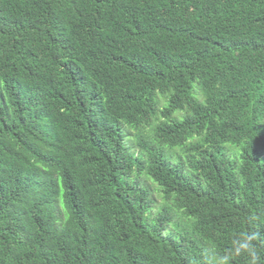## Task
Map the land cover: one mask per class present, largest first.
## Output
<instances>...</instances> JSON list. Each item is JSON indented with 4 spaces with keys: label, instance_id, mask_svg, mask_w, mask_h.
Instances as JSON below:
<instances>
[{
    "label": "trees",
    "instance_id": "1",
    "mask_svg": "<svg viewBox=\"0 0 264 264\" xmlns=\"http://www.w3.org/2000/svg\"><path fill=\"white\" fill-rule=\"evenodd\" d=\"M262 136L264 0H0V264H264Z\"/></svg>",
    "mask_w": 264,
    "mask_h": 264
},
{
    "label": "rangeland",
    "instance_id": "2",
    "mask_svg": "<svg viewBox=\"0 0 264 264\" xmlns=\"http://www.w3.org/2000/svg\"><path fill=\"white\" fill-rule=\"evenodd\" d=\"M161 96L162 95L159 94L157 99L161 100L162 108H164L167 105L168 97H165V96L161 97ZM159 97H161V99H159ZM180 112H183V111H177L174 114L173 118L176 119V120L183 119L185 113L183 112V114H182ZM154 124H156V123L154 122L151 127H149V128H147V129L142 131L143 132L142 135L147 137L148 140L152 139V137H153V129H154V126H155ZM127 131L130 132L131 135L133 133V136L131 137V140H130L131 144L132 145H135V143L137 144L138 140H139V136L141 135V132L131 131V129H129V128H127ZM134 150L136 152H139L138 151V147H136ZM177 151L179 152V150H177ZM140 182L143 183L148 188V190L150 192V196H151V201H152L151 211L147 215V219L145 218V222L148 223V224L154 222L159 216H161V214L165 213V209L168 207L169 210H170L171 215L175 216L177 218V220L175 222L169 224L167 226V229L171 230L172 228L177 227V226L179 228L180 226H179L178 223H180V222L185 220L183 214L181 212H178L176 209H173L171 203H168L167 201H164L162 190L159 189V187L155 183H153L151 180L143 177V178H141ZM171 209H173V210H171ZM189 223L192 224L191 221H189ZM202 249H206V253L208 254V252H209L208 250L209 249L211 250V247L209 245L206 246V247L204 245H202V247L200 249L201 252H202ZM208 258H209V256H208ZM209 264H223V263H221V261H219V260H215L214 259V260L210 261Z\"/></svg>",
    "mask_w": 264,
    "mask_h": 264
},
{
    "label": "snow or ice",
    "instance_id": "3",
    "mask_svg": "<svg viewBox=\"0 0 264 264\" xmlns=\"http://www.w3.org/2000/svg\"><path fill=\"white\" fill-rule=\"evenodd\" d=\"M259 148L262 153H264V136L261 137V140L258 142Z\"/></svg>",
    "mask_w": 264,
    "mask_h": 264
}]
</instances>
